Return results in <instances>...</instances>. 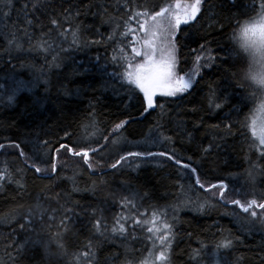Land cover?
<instances>
[{
	"label": "trees",
	"instance_id": "obj_1",
	"mask_svg": "<svg viewBox=\"0 0 264 264\" xmlns=\"http://www.w3.org/2000/svg\"><path fill=\"white\" fill-rule=\"evenodd\" d=\"M169 1L12 0L5 6L7 0H0V143H19L31 155L34 143L50 141V156L60 143L105 145L90 153L93 168L61 150L51 174L36 173L19 150L0 149L6 176L0 180V264H140L160 250L147 226L128 219L122 221L128 229L123 235L112 229L122 216L151 219L154 209L167 212L173 224L170 264H264V222L243 213L238 222L232 213L240 210L195 185L189 169L160 156L128 157L109 167L128 152L175 150L206 184L223 179L238 193L235 198L264 196V156L249 130L259 93L242 80L246 61L233 43L236 29L257 14L261 0H203L197 20L181 25L176 36V69L196 73L193 87L157 97V106L141 115L142 93L130 100L118 75L127 66L125 57L133 60L132 36L122 33L126 22L136 27L128 21L133 11ZM209 50L215 57L211 67L202 58L197 71L196 56ZM122 120L128 123L113 135ZM209 144L217 147L206 154L202 148ZM50 156L38 166L50 168ZM180 185L192 186L187 207L181 205ZM204 201L202 212L193 210ZM65 208H74L75 215L62 226ZM37 238L43 243H32ZM224 238L233 241L230 248L220 246Z\"/></svg>",
	"mask_w": 264,
	"mask_h": 264
},
{
	"label": "snow or ice",
	"instance_id": "obj_2",
	"mask_svg": "<svg viewBox=\"0 0 264 264\" xmlns=\"http://www.w3.org/2000/svg\"><path fill=\"white\" fill-rule=\"evenodd\" d=\"M12 0H7L5 6L11 4ZM203 0H173L172 3L165 4H153L151 6H144L143 11H133L128 17V21H135L136 27L132 28L129 23L126 22V31L122 33L125 37L129 35L132 36V40L129 42L131 47V52L133 54V60L127 61L125 57L127 66L124 69L123 73L118 74L122 81L121 87L125 88L128 98L136 99L139 97V94L142 93V97H139L142 112H149L150 109H154L157 106V95L175 97L179 93L187 92L193 87L194 82V73L188 75L187 78L182 75H177L176 65L177 60V45H176V36L177 33L181 31V25H190L191 22L197 20V16L201 11V6ZM141 7V6H137ZM159 8L156 11V8ZM25 17L27 14V9L25 6L24 9ZM7 15V14H5ZM27 24H31L32 21L26 19ZM53 24L57 22L52 20ZM140 35H136V33ZM76 33L73 32L74 43ZM234 39L239 40L241 47L246 51L249 48H254L256 51H259L261 48H264V0H261L259 5V11L256 16L252 17L249 20L244 21L241 25L240 32L238 36H234ZM90 43H99V41H91ZM137 45L139 47H137ZM200 48L203 50L205 45H201ZM45 51L49 49L44 48ZM123 52V49H121ZM135 57H141L142 59L137 62ZM204 59L207 63L205 66L211 67V62L215 57L211 54L209 50L207 55H197L195 58L197 71L199 69L201 59ZM114 60L117 57H113ZM57 60L56 56H53V62ZM59 66V65H56ZM122 67L124 65H121ZM126 82V83H125ZM47 83V81H46ZM0 87H3L0 85ZM18 90V89H17ZM138 90V91H137ZM47 91V88H46ZM255 96V92L253 93ZM13 99V97H9ZM34 103H40V98L34 100ZM216 108H220V104L214 105ZM160 107H163L162 105ZM258 110L262 117H264V101H261ZM90 114V119H91ZM127 120H122L119 123L115 124L112 129L113 135L122 130L127 124ZM92 126L95 127V121H92ZM87 127V125H85ZM159 126H157L158 128ZM252 129V133L258 139V145L254 144L260 152L261 156H264V119L257 120L255 116L252 119V124L249 125ZM230 132V127L226 126ZM99 131V129H96ZM95 135V133H93ZM65 136L71 138V134L65 132ZM106 142L109 140V137H102ZM160 135L154 137L153 142H158L160 140ZM164 141H170L171 137L164 136ZM98 144L99 142L96 141ZM105 145H100L99 147H79L77 148L69 147V145L60 143L59 147L55 149L56 156H50L52 151L51 142L44 141L43 144L34 143L32 147L31 155L23 150L21 144L11 142L9 144L0 143V149L13 148L19 150V155L24 157L25 163L32 161L31 167L38 174H51L57 171L56 157L59 156L61 150L64 152H71L73 156L81 157L83 162L88 165L89 168L94 167V163L90 159V153L96 154L103 150ZM217 145L209 144L207 147L202 148L204 153H209ZM50 156V168L41 167L38 164H47L49 163L48 159L45 157ZM167 157L169 160H173L175 164L180 165L184 169L190 170V176L195 175V185H198L200 189H203L205 192H210L213 197L222 201L224 204H231L238 208L240 212H233L232 215L240 222L243 218L240 213L245 214L247 217L251 218V221H255L259 218L264 222V196L260 199H240L235 198L238 193L235 190H230V186L223 179H219L217 183H205L202 181L201 174H197L198 169L193 167L191 163H183L181 158H178L175 154V150L172 153L167 151L160 153L153 152H128L126 156H120L119 160L111 164L109 167L116 169L120 165L121 161H126L128 157ZM191 160V157H188ZM5 173L0 172V180L5 179ZM191 185L188 189H185L183 185H180L179 196H182L184 199L181 201L182 206H189L192 201L188 195V192L191 190ZM232 198H229V197ZM122 203L127 207L132 205L133 208L136 206L132 204L131 201H122ZM207 201L197 202L193 210L202 212L206 205ZM173 211L176 210L177 205L171 206ZM64 218L61 221L63 226L66 222H70L75 215L74 208H65L64 209ZM131 219L132 222L137 225L147 226V233L149 234V239L153 240L155 245L158 241L160 250L156 253L149 254L148 257H145L140 261V264H170L168 252L172 246L174 239L173 233V224L169 223L167 220V212L154 209L151 212V219L140 220L135 217H120L116 220V226L113 227V232H118L123 235L128 231L126 228V221ZM250 223V221H247ZM102 226L101 220H97L94 227L96 231H100ZM21 228H24L25 225H21ZM59 236V234H57ZM32 243L41 244L43 243L39 238ZM233 241L228 238H224L221 241L220 246L224 248H230ZM56 246L59 249H63L64 245L60 243L59 239L56 240ZM85 256L90 257L91 253H84Z\"/></svg>",
	"mask_w": 264,
	"mask_h": 264
},
{
	"label": "clouds",
	"instance_id": "obj_3",
	"mask_svg": "<svg viewBox=\"0 0 264 264\" xmlns=\"http://www.w3.org/2000/svg\"><path fill=\"white\" fill-rule=\"evenodd\" d=\"M241 25L236 29L235 36H238ZM233 43L246 61L245 66L241 70L242 80L259 93L260 102L264 101V48L259 51L249 48L246 51L241 47L239 40L233 38Z\"/></svg>",
	"mask_w": 264,
	"mask_h": 264
},
{
	"label": "rangeland",
	"instance_id": "obj_4",
	"mask_svg": "<svg viewBox=\"0 0 264 264\" xmlns=\"http://www.w3.org/2000/svg\"><path fill=\"white\" fill-rule=\"evenodd\" d=\"M173 1H169V2H167V3H172ZM253 10V9H252ZM158 11V10H157ZM253 11H254V13H253ZM251 13L252 14H255V10H253ZM248 14H250V12L248 13ZM254 16V15H253ZM256 16V15H255ZM136 35H140V33H136ZM137 47H139L138 45H137ZM142 58L141 57H135V60L137 61V62H139L140 60H141ZM176 73H177V75H182V76H185V78H187L188 77V75H190V74H193V73H188V74H179L178 72H177V69H176ZM195 76H196V73H194V79H195ZM180 94H182V93H179V94H177V96L178 95H180ZM143 95V94H142ZM159 96H161V95H157V97H159ZM156 97V98H157ZM259 104H260V97H258V100H257V105H256V107H255V109H254V112H253V114H252V117H251V121H250V125L252 124V119H253V117L255 116V118L259 121V120H261V119H264V117H262L261 116V114H260V112H259V110H258V106H259ZM249 130H250V133H251V136L253 137V138H255V140L257 141V143H258V139H257V137L256 136H254L253 135V133H252V129L251 128H249Z\"/></svg>",
	"mask_w": 264,
	"mask_h": 264
}]
</instances>
